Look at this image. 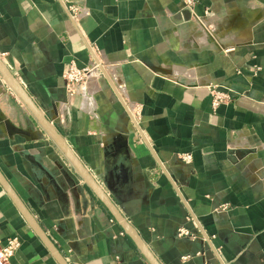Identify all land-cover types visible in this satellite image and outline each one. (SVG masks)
Instances as JSON below:
<instances>
[{
  "label": "crops",
  "instance_id": "0c3cea01",
  "mask_svg": "<svg viewBox=\"0 0 264 264\" xmlns=\"http://www.w3.org/2000/svg\"><path fill=\"white\" fill-rule=\"evenodd\" d=\"M0 58L160 264H264V0H0ZM0 171L68 264H149L1 73ZM10 235L59 264L0 185Z\"/></svg>",
  "mask_w": 264,
  "mask_h": 264
},
{
  "label": "water",
  "instance_id": "95a60500",
  "mask_svg": "<svg viewBox=\"0 0 264 264\" xmlns=\"http://www.w3.org/2000/svg\"><path fill=\"white\" fill-rule=\"evenodd\" d=\"M70 14V13H69ZM70 17L73 19L72 15ZM97 59V58H96ZM100 69L102 70L103 74L110 82L111 86L115 90L116 96L125 108L127 114L133 121L134 125L138 129L141 136L145 139V136L139 127L136 119L134 118L133 114L131 113L130 109L125 104L123 98L111 82L107 72L100 64L98 59L96 60ZM0 73L3 76L6 84L15 92L17 97L23 102V104L27 107L35 121L38 125L43 129V131L48 135V137L57 145V147L61 150V152L65 155L68 161L73 165V167L78 172L79 176L82 178L84 183L89 187V189L93 192V194L100 200V202L105 206V208L109 211V213L113 216L116 222L120 225V227L124 230L126 235L134 242L137 249L141 252V254L145 257V259L149 262V264H160L154 255L151 253L147 245L143 242L141 237L139 236L136 229L123 217L117 207L113 204L107 193L101 187V185L93 178V176L89 173L83 163L78 159L75 155L72 148L69 146L65 138L57 131L56 127L53 123L47 118L45 113L40 110V108L36 105L18 79L11 73L8 67L0 58ZM146 140V139H145ZM161 165V164H160ZM164 173L169 177L170 181L172 182L173 186L177 190L179 196L183 199L181 193L179 192L175 182L170 177L168 172L166 171L165 167L161 165ZM0 185L3 187L4 191L10 197L12 202L15 204L17 209L20 211L24 219L27 221L29 226L35 232V234L39 237L48 251L52 254V256L56 259L59 264H68L65 258L60 253L59 249L55 245V243L51 240V238L47 235V233L43 230V228L39 225L35 217L32 213L28 210L24 202L12 188L10 183L4 177L2 172L0 171Z\"/></svg>",
  "mask_w": 264,
  "mask_h": 264
},
{
  "label": "built area",
  "instance_id": "2783aa9c",
  "mask_svg": "<svg viewBox=\"0 0 264 264\" xmlns=\"http://www.w3.org/2000/svg\"><path fill=\"white\" fill-rule=\"evenodd\" d=\"M184 1L187 9L193 11L195 0ZM69 10L73 19L77 20L81 17L82 12L78 6L73 4ZM96 69H98V66L95 64L91 70ZM90 73H92L90 69L78 68L76 63L73 62L69 71L64 76L65 86L72 92L76 87L84 84L89 79ZM210 96L214 108H218L231 101L230 95L219 87H212L210 89ZM185 160L190 161L191 156H186ZM21 247L22 243L17 235H10L5 238L0 236V264H14L13 259Z\"/></svg>",
  "mask_w": 264,
  "mask_h": 264
}]
</instances>
